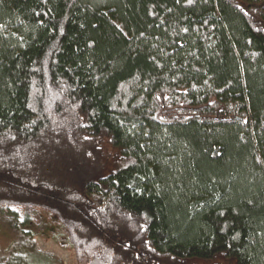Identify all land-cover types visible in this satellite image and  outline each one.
Returning a JSON list of instances; mask_svg holds the SVG:
<instances>
[{
	"label": "trees",
	"instance_id": "obj_1",
	"mask_svg": "<svg viewBox=\"0 0 264 264\" xmlns=\"http://www.w3.org/2000/svg\"><path fill=\"white\" fill-rule=\"evenodd\" d=\"M0 209L75 264H264V0H0Z\"/></svg>",
	"mask_w": 264,
	"mask_h": 264
},
{
	"label": "rangeland",
	"instance_id": "obj_2",
	"mask_svg": "<svg viewBox=\"0 0 264 264\" xmlns=\"http://www.w3.org/2000/svg\"><path fill=\"white\" fill-rule=\"evenodd\" d=\"M10 210L0 209V264H45L37 251L53 255L58 264H75L73 249L61 246L52 237L41 236L34 229L37 216L31 220L20 210ZM30 231L34 233L31 241Z\"/></svg>",
	"mask_w": 264,
	"mask_h": 264
}]
</instances>
